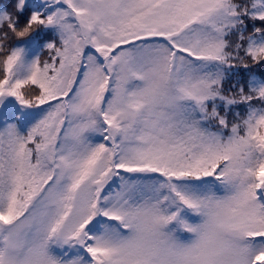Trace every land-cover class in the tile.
Here are the masks:
<instances>
[{"label":"snow or ice","instance_id":"obj_1","mask_svg":"<svg viewBox=\"0 0 264 264\" xmlns=\"http://www.w3.org/2000/svg\"><path fill=\"white\" fill-rule=\"evenodd\" d=\"M0 264H264V0H0Z\"/></svg>","mask_w":264,"mask_h":264}]
</instances>
